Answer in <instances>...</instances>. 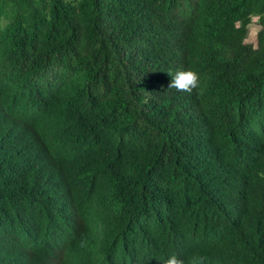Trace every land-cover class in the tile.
I'll return each mask as SVG.
<instances>
[{"label":"trees","instance_id":"16d2710c","mask_svg":"<svg viewBox=\"0 0 264 264\" xmlns=\"http://www.w3.org/2000/svg\"><path fill=\"white\" fill-rule=\"evenodd\" d=\"M172 255L264 264V0H0V264Z\"/></svg>","mask_w":264,"mask_h":264},{"label":"clouds","instance_id":"9594fccd","mask_svg":"<svg viewBox=\"0 0 264 264\" xmlns=\"http://www.w3.org/2000/svg\"><path fill=\"white\" fill-rule=\"evenodd\" d=\"M171 76L170 89H176L177 91L187 92L189 94L196 90L198 95L202 94L200 77L197 72L193 70H182L178 71L174 76ZM163 264H185V261L172 255L164 260ZM192 264H196V261L193 260Z\"/></svg>","mask_w":264,"mask_h":264},{"label":"rangeland","instance_id":"374dc122","mask_svg":"<svg viewBox=\"0 0 264 264\" xmlns=\"http://www.w3.org/2000/svg\"><path fill=\"white\" fill-rule=\"evenodd\" d=\"M248 26H249V32H248V37L246 40L252 41L255 43L256 32L260 27L256 16H253L252 21Z\"/></svg>","mask_w":264,"mask_h":264}]
</instances>
